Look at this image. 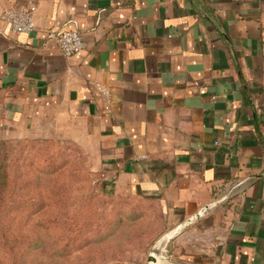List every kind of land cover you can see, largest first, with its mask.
<instances>
[{
    "label": "crops",
    "instance_id": "crops-1",
    "mask_svg": "<svg viewBox=\"0 0 264 264\" xmlns=\"http://www.w3.org/2000/svg\"><path fill=\"white\" fill-rule=\"evenodd\" d=\"M69 28L85 46L65 56ZM31 135L158 200L182 264H264V0H0V138Z\"/></svg>",
    "mask_w": 264,
    "mask_h": 264
},
{
    "label": "rangeland",
    "instance_id": "rangeland-1",
    "mask_svg": "<svg viewBox=\"0 0 264 264\" xmlns=\"http://www.w3.org/2000/svg\"><path fill=\"white\" fill-rule=\"evenodd\" d=\"M2 140V264H150L149 255L188 261L180 251L187 242L168 229L158 200L104 186L81 143L56 135Z\"/></svg>",
    "mask_w": 264,
    "mask_h": 264
},
{
    "label": "built area",
    "instance_id": "built-area-1",
    "mask_svg": "<svg viewBox=\"0 0 264 264\" xmlns=\"http://www.w3.org/2000/svg\"><path fill=\"white\" fill-rule=\"evenodd\" d=\"M2 17L14 33H29L35 28L34 16L27 7H17L7 10L3 13ZM50 35L55 38L59 50L65 56L77 54L85 46L81 34L75 28L50 32Z\"/></svg>",
    "mask_w": 264,
    "mask_h": 264
},
{
    "label": "trees",
    "instance_id": "trees-1",
    "mask_svg": "<svg viewBox=\"0 0 264 264\" xmlns=\"http://www.w3.org/2000/svg\"><path fill=\"white\" fill-rule=\"evenodd\" d=\"M7 141H0L1 145H5ZM7 166L5 163V155L0 153V209L5 200L7 188H8V176H7ZM2 264V262H0Z\"/></svg>",
    "mask_w": 264,
    "mask_h": 264
},
{
    "label": "water",
    "instance_id": "water-1",
    "mask_svg": "<svg viewBox=\"0 0 264 264\" xmlns=\"http://www.w3.org/2000/svg\"><path fill=\"white\" fill-rule=\"evenodd\" d=\"M149 262H150V264H152V263H154V264H182V263L170 261L166 257H162V258L158 257V259H157L154 255H149Z\"/></svg>",
    "mask_w": 264,
    "mask_h": 264
},
{
    "label": "bare ground",
    "instance_id": "bare-ground-1",
    "mask_svg": "<svg viewBox=\"0 0 264 264\" xmlns=\"http://www.w3.org/2000/svg\"><path fill=\"white\" fill-rule=\"evenodd\" d=\"M152 264H154V263H152Z\"/></svg>",
    "mask_w": 264,
    "mask_h": 264
}]
</instances>
